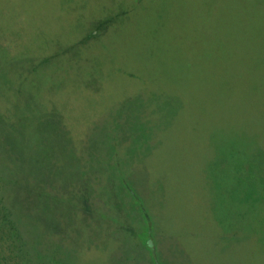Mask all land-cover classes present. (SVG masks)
<instances>
[{"label":"rangeland","instance_id":"obj_1","mask_svg":"<svg viewBox=\"0 0 264 264\" xmlns=\"http://www.w3.org/2000/svg\"><path fill=\"white\" fill-rule=\"evenodd\" d=\"M101 1L0 0V199L12 211L14 219L18 215L26 222L21 235L29 242V252L36 249L56 264H160L159 260L166 264H264V233H257L255 239L256 223L262 217L259 204L251 209L241 202L230 203V190H227L234 187L233 174L228 176L229 172L224 171L228 161L214 164L225 153V139L230 135L241 137L244 130L238 125L247 123L253 130L259 119L255 115L257 106L264 101V0H169L172 7L165 10L166 18L155 11L147 21V28L133 31L125 25L124 36L109 37V47L102 49L103 53L95 52L96 60L100 66L112 60L135 69L148 64L154 66V71H143L142 76L123 68L128 75L116 72L106 86L115 76L110 85L123 86V76L139 84L135 90L129 92L133 86H127L118 93L104 91L102 100L87 97V108L80 104L79 112L73 113L68 111L65 101L59 102L61 96L66 99V93L52 85V79L56 77L63 82V77L68 76L56 68L67 53L64 46L69 42L67 31L76 26L81 16L85 21L101 20L100 9L106 5ZM80 8L85 10H77ZM155 13H159L160 21H154ZM163 18L172 23L164 27L166 32L159 33ZM79 27L83 28L76 26L74 30ZM153 37L159 41L155 43ZM6 38L10 45L3 43ZM50 41L57 43L49 46ZM83 45L74 50L82 49ZM50 53L55 58L35 63L36 58H45ZM85 57H90V53ZM148 59L157 62L152 64ZM99 68L89 71L90 80ZM109 69L110 65L106 71ZM24 72L30 76H22ZM145 90L179 93L173 94L178 101L182 93L192 96L187 109L177 116L173 130L167 128L160 134L163 136L157 152V168L147 187H142L143 194L130 195L121 184L113 185L110 173L98 175L103 185L99 192V186H92L87 178L99 173L101 168L96 143L101 138L100 132L105 127L111 132L115 119L121 116V132L131 137L135 128L131 121L138 118L137 113L133 115V110L125 107L115 111L113 107L123 103L127 93H145ZM11 101L19 111L24 108L28 114L32 113L33 119L21 121L19 114L9 116ZM59 123L62 126L68 123V128L75 130L73 146L80 154L77 158L68 153L67 144L62 141L64 135H58ZM140 125L144 136H148L149 126L142 121ZM137 129L134 130L139 132ZM254 133L246 141H255L257 145L258 136ZM117 136L112 134L111 139ZM144 151L142 147V156ZM141 155L138 157L142 158ZM85 161H89L87 169L83 168ZM7 165L14 167H11L13 180L18 179L13 192L6 181L10 172ZM22 180L25 185L19 184ZM28 180L39 182L38 187L29 188L32 183ZM59 182L61 187L64 185L71 193H77L78 201L83 197L78 192L84 188L96 195L100 193L102 199L105 197L100 200L93 196L98 215L89 218L86 213H78L73 217L61 205L48 202L43 192L48 183ZM51 190L57 192L58 188ZM146 194L158 197L157 208L149 205ZM133 197L140 201H134ZM23 201H29L30 205L16 211L15 205ZM155 214L161 217L159 225L154 221L159 230L146 243V238L142 239L138 233L156 229L152 219L143 221V215ZM255 219H258L256 223ZM168 226L171 240H177L183 250H171L166 257L171 240L162 229Z\"/></svg>","mask_w":264,"mask_h":264},{"label":"trees","instance_id":"obj_2","mask_svg":"<svg viewBox=\"0 0 264 264\" xmlns=\"http://www.w3.org/2000/svg\"><path fill=\"white\" fill-rule=\"evenodd\" d=\"M103 3H105L106 5H102L103 7L100 9L102 15L101 20L94 22L96 21L95 18H87L88 21H85L84 17L81 16L80 19H78V23H76V26H81L83 28H77L79 30H74L76 26H72L69 28V30L67 31L69 42L67 44H64V46L67 47L68 54L66 53V55L64 53L65 57L62 58L63 63H60V65L56 66L58 70H63L67 73L68 76L66 78L63 77V82L61 81V79L60 81L57 80L56 77L52 79V85H56V87L58 86V89L61 88L63 89L64 93H66V99L63 100V97L61 96L59 102L65 101L69 106L68 111H71L73 113L79 112L80 104H83V107L87 108V97H93L94 99L99 98L102 100L104 98L103 95L105 94L104 91H108L107 93H118L121 88L126 87L124 88V90H126L127 86L128 88H131L133 86L132 90L129 91L132 92L139 86V84H135V82H131L130 80L122 76V78H119L122 79V83L124 85L114 87L110 84L111 80L116 77L115 76L109 80L110 84L107 87V80L116 72H123L128 75V73L126 72L130 71L129 73L133 72L134 75H142L141 73L143 71L148 73H150V70L154 71V66L152 65L147 64L143 68L139 67V69H135L130 66L128 67L125 64L119 65V62L115 63L112 60L110 64L101 63L100 66L99 62L96 60L98 56L95 55V52H98L99 50L101 51V53H103V50H106L109 47L107 45V40L109 37L112 39H115L113 35H116V38L123 37V34H125V25L127 28L130 27L131 29H133V31H137L140 27L147 28V21L149 20L151 14H153L155 11H159V13H161L162 16L166 18L168 13L165 10L172 7V3L170 4L169 0H103L101 1V4ZM77 10L85 9L80 8ZM159 13H155L156 16L154 18V21L156 22L161 20L158 15ZM164 18L162 29H164V27H166L167 25L168 27H170L172 23H169V20ZM152 24L154 26V22ZM162 29L159 33H162L161 31L166 32V29ZM67 32L65 31L64 34L66 35ZM74 33H76V35H73ZM75 39H77L76 43ZM152 40L155 41V43L159 41V39H155L154 37L152 38ZM141 41L144 46H148L145 39H141ZM3 43L10 45L7 38ZM54 43L56 44L57 41H50L49 46L53 45ZM81 43H84L82 49L79 48V50H74V47L80 45ZM96 43H99V45H101V48ZM89 53L90 57L86 58L85 54L88 55ZM173 53L174 52L171 51V54ZM207 54L204 53L205 56H207ZM55 56L56 55L51 56L50 53V55L45 58H36L35 63L37 64L38 62L51 60L55 58ZM153 57L155 56H152V58ZM93 60H95V62H93ZM148 61L152 62V64L157 62V60L155 59H148ZM108 65H110V69L106 71ZM116 67L120 68L117 69ZM95 68H99V70H97L98 73H95L94 75L96 76L93 78V80H90L87 75H90L91 73L89 71H94ZM123 68L128 69L127 71H124ZM76 71H79L81 75L80 73H75ZM26 74L27 77L30 76L29 72H24L22 76H25ZM54 74L57 75L56 73ZM64 79L67 80V84ZM170 82L173 83L174 81ZM110 86L112 88H109ZM160 88L161 87L158 86V89ZM146 91L147 90L143 91L145 93H127L126 97L124 98L126 100H124L123 103L115 104L113 107L115 111H117L120 107L123 110V107H125L129 111L133 110L131 114L135 115L137 113L138 118L132 120L131 124L134 125V129L138 128L137 130H139L140 133L130 127V129H132L131 134L133 135L131 137H128L127 135L125 136V133L123 134V131L121 132V129H123V125L121 123L123 122V119L121 118L119 120L121 116L115 119V124L112 125L113 129H110L111 132L107 127H105L103 131L100 132L101 138L99 141H96V143L101 168L98 171L99 173L91 174L90 177L87 178L89 179L92 186H99V192L103 189L101 187L103 185L97 179L98 175H108L110 173V181L113 185L116 186L121 184L123 189H127L128 194L130 195L135 192H140V194H143L141 193L143 190L142 187H147V184L150 183L152 172H154L157 168V152L161 148L162 143L160 142V139L163 136L160 134L163 133V130L167 128H170L169 130L171 131L173 130V124L177 125V116L179 115L181 110L185 111V109H187L188 99H190L192 96L189 93H182V99L178 101L176 99V96H174L173 94L178 95L179 93H147ZM15 93L18 94L19 89H17ZM188 96L190 97L187 98ZM6 107L8 106L6 105ZM25 107L28 106L25 104ZM18 109L19 108H17L16 105H13L11 101L9 104L10 112H7V114L9 116L19 114L21 121H28L29 119H33L32 113L28 114V111L24 108L21 109V111H19ZM256 111L257 113L255 115L258 116L259 119L255 123L256 127H253L255 133L252 130V126L248 125L247 123L238 125L244 130L241 137H233L232 135H230L228 139H225L227 141L225 153H223L220 158H217V161L214 163L215 165H221V163H223L224 161H228V164L224 167V171L225 173L229 172L228 176H231L233 174L232 185L234 187L232 189L228 187L229 189L227 190H230L228 193V199L230 203L234 204L235 202L236 204H238V202H241V204L243 203V205L250 206L251 209H253L252 206L254 204L255 206L256 203L259 204V210L261 211L262 217L259 219V221L258 219L253 220V222L255 223L258 221L256 223L258 225V231L256 232L255 239L257 237V233H264V101L261 100L260 107L257 106ZM254 118L255 117H253V119ZM107 119L112 118L107 117ZM141 121L148 125L150 128L151 133L148 136H144L143 134L144 129L142 128V125H140ZM67 125L68 123L63 126L59 123L58 127L61 132L57 133L59 136L64 135V138L61 139L62 141L64 140L63 142L65 144H67L68 153H72L73 158H77L78 156H80V154L78 153V149L73 146V143L75 141V130L72 131L68 128ZM139 125L141 126V130L139 128ZM253 133L254 135L258 136L259 142L256 143L257 145H255V141L254 143L246 141L247 139H252ZM112 134H117L118 136L115 139H111ZM244 141H246L245 144ZM111 143L112 146L108 147L107 144L110 145ZM251 145H255V147L251 148ZM142 147H145L143 156L141 155ZM215 153L218 157V150L215 151ZM139 154L142 156V158L138 157L140 156ZM241 156L242 158H240ZM89 161L84 162V169H87L88 166H90ZM11 167L14 168L13 166L7 165V169L10 172H8L6 175V177H9L6 178V181L10 184V187L8 189L13 192L15 191L18 179H16L15 181L13 180L15 178V175L12 174ZM211 169L213 171V164L211 166ZM109 170L112 172H110ZM83 173L85 174L86 171ZM28 182L32 183L31 187L29 188H37L39 185V182H37L36 180L34 182L28 180ZM19 184L25 185V182L22 180L19 181ZM61 184L62 183L60 182L55 184L48 183V188H46L45 192H43V195L48 197V202H56L57 204L61 205L63 209L65 208V210H68L70 216L73 217H77L78 213H80V215L86 213L88 216H90L89 218H93L94 216L98 215L94 207L93 202H95V198H93V196H97L101 200L102 196L100 195V193H97L96 195L94 191L90 193V189L88 190L87 188H84L83 192H78L79 194L83 195L82 199L78 201V194L74 192L71 193L68 187L65 186L66 188H64V185L61 187ZM72 184L74 186H78L77 184ZM163 184L164 186H166V182H164ZM56 186L58 188V191H52L51 189H56ZM158 186H160L159 183ZM62 188L65 190L63 191ZM146 195L149 200V205L157 208L158 197H156L155 194L152 197L148 196V194ZM72 196L73 198H71ZM103 199H105V197ZM133 200L140 201L136 199V197H133ZM65 202L67 204H64ZM28 203L29 201H23L21 205H15L16 211L24 208L25 206H29L30 204ZM29 208L26 209L27 212ZM16 218H18L19 221ZM16 218H13L12 211L8 209L0 199V264H56V262H52L53 260L51 257L48 258V255L45 254L40 255L39 252H36V249H34L35 252H29V249L27 248V244L29 242L26 240L24 241L21 235L23 233V226L26 224V222L18 215L16 216ZM149 218L152 219V224L154 226L153 228L156 230H153L151 228L149 229L148 233H146L145 231L143 232V234L138 233V235L141 234L142 239L144 238L145 240L146 238V243H150V240L155 237L154 232L159 230L155 227L154 221L157 220V224L159 225V221L161 219V217H157L156 214L151 217L143 215L144 222H147ZM164 219L166 221V215L164 216ZM169 228L170 227L168 226V229L164 228L162 230H165L164 233H167L168 235L170 232ZM244 232L247 233L248 230L245 229ZM233 234L235 233L233 232ZM169 238L171 240L172 237L169 236ZM170 242L171 243H169L168 250H166V257H168V252H170L171 250H183L182 247H180V244H178L177 240H171ZM243 243L248 244V241H244ZM58 261L59 263H61L60 259ZM159 262H161L160 264H166V262L164 263L163 260H159Z\"/></svg>","mask_w":264,"mask_h":264}]
</instances>
